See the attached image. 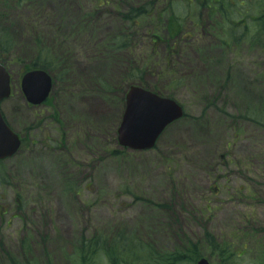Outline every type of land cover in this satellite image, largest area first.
Returning <instances> with one entry per match:
<instances>
[{
    "label": "rangeland",
    "instance_id": "1",
    "mask_svg": "<svg viewBox=\"0 0 264 264\" xmlns=\"http://www.w3.org/2000/svg\"><path fill=\"white\" fill-rule=\"evenodd\" d=\"M8 1L0 0V16L3 17L0 31L9 27L10 38L21 49L28 52L34 46V39L44 40L45 46L63 40V36L53 35L57 29H39L33 18L31 33L29 29H23V20L31 14L30 10L16 9V4ZM63 1L39 0L45 5L42 15L51 12L49 22L45 24L51 27L55 15V21L63 25L64 29L58 32L67 33L72 24L75 29L87 22L80 28L85 29L84 33L79 32L78 40L70 47V76L78 85L72 91H61L53 85L48 100L39 105H28L21 88V77L29 69L24 70L23 62L18 58L10 59L5 68L10 76L11 95L1 102L0 108L15 132L23 136L21 151L0 160V172L7 177L16 176L14 180L8 177L11 187L3 190L7 193L3 204H7L9 210H4L5 218L0 219V236L8 239L12 252L19 255V241L24 235L19 212L14 210L16 195L13 190L17 189L19 180L28 179V174H32L36 179L30 184L36 181L40 187L30 186L35 190L43 189L49 197L31 206L35 211L29 214L30 218L34 223L40 222L38 233L34 234L39 242L28 259L31 264L46 255L52 264H69V261L77 264L76 248L79 245L76 242L81 235L94 230L111 227L132 234L135 224L151 206H156L133 202L121 192L118 196V186L127 181L135 184L136 193L155 203L170 202L173 212L170 213V207L168 212H162V227L149 237L155 241V247L168 249V246L182 244L181 240H190V250L196 256L190 264H197L201 256L207 258L209 264H264V128L259 127L264 123V81L262 85L253 73L244 76L245 71L255 69L251 65L254 53L242 44L237 47L236 55L232 46L226 51L219 47L216 50V34L212 31H216L222 15L216 13L212 0L208 1L211 7L194 0H160L156 9L162 14L161 18L157 13L151 20V29L159 41L154 39L152 51L146 20L139 22L143 27L132 22L136 34L127 40L136 42L134 52L127 48L117 51L130 27L113 18L117 12L113 5L123 10L127 6L137 7L142 0H110V4L101 5L99 14L89 20L84 19V14L101 4V0H69V9L61 10ZM236 1L242 4L235 8L233 19H230L239 23L236 31L241 32V26L247 29L246 23L256 34L260 35V29L264 33V0H253L249 7L244 0ZM249 9L253 14L250 16L252 22L246 18L245 10ZM224 10L229 14L232 8L226 6ZM180 25L186 31H182L184 40L188 36L191 41L195 38L192 44L189 40L182 44L178 41ZM229 25L223 22L221 27L228 28ZM122 26L124 29L121 30ZM195 29L196 33L190 32ZM140 52L144 54L143 62L153 56L157 65H152L158 66L154 72L144 73L148 84L163 89L170 86L173 79L168 71L172 68L184 76L183 83L175 85V81V86L170 87L172 97L189 117L187 121L171 124L161 135L156 149L134 151L126 158V164L118 168L106 153L95 157L89 154L87 146L104 144L124 148L117 141L124 105L116 102L117 93L112 94L107 89L113 86L118 91L124 86L123 79L136 69L132 63L128 68L126 61L131 57L140 61ZM168 52H174L176 56H170ZM178 56H182L179 63ZM169 58L177 63L166 71ZM234 59L238 63L233 69L234 75L228 83L224 81L223 90L218 89V98L213 97L217 82L222 85L228 65ZM205 63L208 65L202 67ZM238 115L241 117L237 123L235 116ZM196 118L202 125L201 130L191 126L192 119ZM60 135L63 136L60 144L63 142L66 147H71L72 156H66L65 148H55ZM75 135L87 139L76 140ZM18 176L22 177L18 179ZM69 182L80 186L78 195L67 191ZM32 187L25 191L30 192ZM44 214L46 217L42 218L40 215ZM203 231L216 240V248L221 245L225 249L224 256L215 257L198 250L204 240ZM44 235L47 236L42 244ZM132 235L130 238L136 239L135 234ZM149 248L159 250L141 244L137 248L141 249L139 260H136L139 254L134 257L129 250L126 257L134 264H160L152 259ZM106 262L98 259L93 264Z\"/></svg>",
    "mask_w": 264,
    "mask_h": 264
},
{
    "label": "trees",
    "instance_id": "2",
    "mask_svg": "<svg viewBox=\"0 0 264 264\" xmlns=\"http://www.w3.org/2000/svg\"><path fill=\"white\" fill-rule=\"evenodd\" d=\"M144 1V2H143ZM8 2H13V4H16V9L24 8L30 10V15L23 20L24 28L23 29H29V32L31 33V29L33 28L34 22L32 21V18L34 19L35 23L38 24L39 29H64L63 25L61 26L60 21H55V15L52 18L51 23L53 25L49 27V25H46L45 22H49V18L51 16V12L42 15L44 12L45 5L44 3H40L39 0H9ZM101 4L96 5L94 8L90 9L86 14H84V19L89 20L94 15L99 14V11L101 10V5L110 4V0H101ZM157 2V0H148L145 2V0H142L137 7L136 6H127L126 9L121 10L118 5H113V7L117 8V12L114 14L116 17H113L114 19H117L119 21V24L129 26L130 29H126V39H123V43L120 45V48L117 49V51H124L126 48L130 50V52H134L136 50V42L134 40H127V38H130L133 36V33L136 32L133 28V23L137 27H143V24L140 20H146V26L147 24L151 23V20L154 18V4ZM69 3V0H64L62 3L61 10H68L67 4ZM221 10V8H220ZM159 13V17L162 15L159 10H157ZM112 17V16H111ZM61 20L63 17H60ZM140 18V19H139ZM161 18V17H160ZM3 19V17L0 16V22ZM138 20V21H137ZM50 23V24H51ZM81 24V23H79ZM87 22H85L84 25H79V28L73 29L74 24H72L68 29H71V31L67 33L62 32H54V36H63L62 41H54L51 42V44L48 46L44 44V40L41 39H34L33 40V47L29 49L27 52L24 48H20L21 46L18 45L13 38H10L11 31L9 27H4L2 31H0V63L3 64L5 67L8 64L10 59L18 58L17 60H20L23 62L24 70L27 69H43L50 73L53 76L54 85H57L59 90L66 91L67 89L72 91L78 84L74 83L71 80V73L72 70L70 69V55H71V45L75 41L78 40L79 32L84 33L85 29H80L83 26H85ZM141 25V26H140ZM1 29V28H0ZM124 29L122 26L121 30ZM174 29V27L172 28ZM83 30V31H82ZM131 30V31H130ZM262 30V29H260ZM129 31V32H128ZM10 33V36H9ZM41 34V33H40ZM61 34V35H60ZM136 34V33H135ZM52 35V36H53ZM173 34L172 36H174ZM258 35V34H257ZM136 41V40H135ZM227 43V40H224ZM241 40L238 39L237 43L239 44ZM258 40L253 37L252 43L257 42ZM224 42V44H225ZM59 44V46H56ZM192 44V43H191ZM117 45V44H116ZM264 46V45H263ZM58 47V48H56ZM110 47V46H108ZM154 51V48L151 49ZM61 51V53H60ZM27 52V54H23ZM25 56V57H24ZM206 57V55H202ZM141 60H137L134 57H131L130 60L126 61L127 67L130 68V63L133 64V67L136 68L132 72H130L129 75H127L126 78L123 79L122 88L118 91L113 89V86L109 87L107 89L108 92L117 93L115 98L117 103H120L121 106L124 104V96L125 93L130 85H140L146 89L152 90L154 92L159 93L160 95L169 96L171 98V87H174L178 83H183V80L185 79L184 76H180L179 72H176V69L172 68L171 71H168L171 75V78L173 79L172 82H170V86H165L160 88V86H153L148 84L144 80V73L149 72V70L157 69L158 66H153L152 64H156V62H153L152 57L148 58L146 61H142L144 59V54L140 52ZM137 60V62H136ZM25 61V63H24ZM143 62V63H142ZM178 62V60H177ZM171 59H168L166 61V71L168 67H174V63ZM179 63V62H178ZM142 64L141 67H139ZM139 65V66H138ZM193 70V68H192ZM191 70V72H192ZM167 73V72H166ZM179 73V74H177ZM168 74V75H169ZM187 75L191 76L193 73H187ZM257 80H260L261 83L264 81V72H258L255 75ZM184 78V79H182ZM176 81V82H175ZM224 81H230L229 77L227 76L221 83L222 85H218L219 82H216L213 80V83L217 85V87L214 90L213 97L215 96L218 98V95H220L219 90H223ZM174 82L176 83L174 85ZM120 83V82H119ZM228 83V82H227ZM247 84V83H246ZM245 84V87H246ZM174 85V86H173ZM263 85V83H262ZM219 89V90H218ZM112 91V92H111ZM74 95V93H73ZM109 94H107V97ZM112 96V95H111ZM51 100V98H50ZM216 101V100H215ZM264 112V110H263ZM262 112V113H263ZM222 114V113H221ZM188 113L184 112L183 117L177 121L188 120ZM232 117V116H231ZM241 116H235L236 122L238 123L240 121ZM262 117L264 115L262 114ZM243 118V117H242ZM176 121V122H177ZM259 124V123H258ZM11 126V124H10ZM192 127L197 128L198 130H201L202 125L199 123V119H192ZM208 127V126H207ZM259 127L264 128V123L259 124ZM22 134V133H21ZM25 134V133H24ZM86 135V133L84 134ZM63 137L58 139V142L55 145V148L59 150L62 148H65V154L66 156H72L71 152L73 151L71 147H66L63 145L62 142L60 144V141ZM76 140H81L82 138H86L83 135L77 136L75 135ZM161 138V137H160ZM158 139V141L160 140ZM157 144V143H156ZM229 146V144H228ZM119 147V146H118ZM110 146V145H101V146H87V151L92 156L100 155L102 156L104 153L108 156L109 159L117 163L118 168L121 167L124 163L126 164L127 160L126 158L129 155H133L134 151H131L127 148H121V147ZM156 149V145L153 147L152 150ZM21 151V149H20ZM100 151V152H99ZM68 158V157H67ZM102 158V157H101ZM70 159V158H68ZM93 160V159H92ZM62 164V163H61ZM61 164H58L59 166ZM61 167V166H60ZM0 219H4L6 212L4 210H9V207L7 204H3L5 201V196H7V193H3V190H6V188L9 186L11 187L10 181H8V177L5 175V173L0 172ZM22 177V176H21ZM18 176V179L21 178ZM12 180L16 179V176L9 177ZM36 178L32 176V174H28V179H24L23 181L17 180L19 185L17 189L13 190L15 192V212H19V220L22 223V230L24 232V235L19 241V250L18 256L12 252V247L8 245V239H4L2 236H0V264H31V261H29V257L31 256V252H33V249L35 245L38 244V240L35 237L34 234L38 233L39 224L34 223L32 219L30 218L29 214L34 212L35 207H31L32 204H35L37 202H42V199L48 200L47 194L42 190H35L34 187L30 185H34L37 187H40V185H37V182L34 181L30 184L32 180H35ZM29 184V185H28ZM69 184V185H68ZM66 184L67 191H71L70 194L78 195L80 193V186L73 185L72 183ZM28 187V188H27ZM29 187H32L30 192L25 191V189L29 190ZM135 187V184H130L128 181L124 184H120L118 186L119 195L120 192L127 196L128 198H131L133 202H148L151 205L156 206L153 208L152 206L148 209L146 212V215L144 214L142 219L135 224L134 229L131 231L132 234H135L136 239L140 238V240H136L133 238H130L131 236H134L132 234H129L128 232H125L124 229L121 230H115L114 228L109 227L106 230H94L92 233L81 235V238L76 242L78 243V247L76 248V251L78 253L77 258V264H93L94 262L97 263V260H104L107 264H134V262H129L128 257H126V251H132V254H134V257L136 254H139L136 260H139L141 258L140 253L141 249H137L141 244L144 246L152 247L157 251H153V249L149 248L151 253V257L153 260H157L160 264H190V262L196 257L193 254V251L190 250L189 241H182V244H175L173 246H168L169 248H173L171 251L163 248V247H155L156 244L154 240L149 239V237L152 235V233L162 226L160 225V219L162 212L165 210L168 212L170 207V213L173 212L171 205L169 201H163L161 203H155L151 198H146L140 193H136V190L133 189ZM115 196V197H118ZM172 199V198H171ZM170 199V200H171ZM170 205V206H169ZM42 218H45L46 215H40ZM204 240H201V244L198 245V250L203 252L206 251L209 254L216 257V255H225V251L219 248H216V241L215 239L211 238V235L207 233V231H203L202 233ZM47 235L43 236V240L41 238L42 244H44V240L46 239ZM139 236V237H138ZM147 236V237H146ZM151 240V241H150ZM207 242V245H206ZM207 246V247H206ZM133 247V248H132ZM187 247V250H186ZM200 247V248H199ZM161 248V249H160ZM196 248V247H195ZM46 251L45 249H43ZM217 252V253H216ZM21 255V257H20ZM142 260V259H141ZM69 261V260H68ZM140 263V262H139ZM136 262V264H139ZM34 264H52L51 260L49 259V256H45L44 258H41V261H37ZM69 264L70 261H69Z\"/></svg>",
    "mask_w": 264,
    "mask_h": 264
},
{
    "label": "water",
    "instance_id": "3",
    "mask_svg": "<svg viewBox=\"0 0 264 264\" xmlns=\"http://www.w3.org/2000/svg\"><path fill=\"white\" fill-rule=\"evenodd\" d=\"M52 85L50 75L41 69L27 71L21 88L33 105L46 100ZM10 94V76L0 64V101ZM183 115L182 106L174 99L132 85L125 94L124 110L117 128V141L132 150L151 149L164 129ZM21 145L20 137L5 122L0 111V160L13 156ZM197 264H208L205 258Z\"/></svg>",
    "mask_w": 264,
    "mask_h": 264
},
{
    "label": "flooded vegetation",
    "instance_id": "4",
    "mask_svg": "<svg viewBox=\"0 0 264 264\" xmlns=\"http://www.w3.org/2000/svg\"><path fill=\"white\" fill-rule=\"evenodd\" d=\"M214 1V3L219 7V8H222L223 7V0H213ZM234 4V11H235V8L237 7V6H242V4L241 3H237V1L236 0H231ZM240 2H242L243 0H239ZM247 1H249V0H246V2ZM246 6H248L249 7V5H246ZM245 12H247V10H245ZM225 18H226V14H224L223 16H222V19L219 21V24H223V22H226V20H225ZM229 24H232L231 23V21H230V16H229V19H228V21H227ZM216 29H224L223 27H221V25H218V23L216 24ZM229 29H235V27H231V28H229ZM262 261L264 262V259H262Z\"/></svg>",
    "mask_w": 264,
    "mask_h": 264
}]
</instances>
